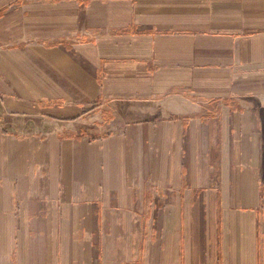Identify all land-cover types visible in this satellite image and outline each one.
I'll return each instance as SVG.
<instances>
[{"label":"crops","instance_id":"crops-1","mask_svg":"<svg viewBox=\"0 0 264 264\" xmlns=\"http://www.w3.org/2000/svg\"><path fill=\"white\" fill-rule=\"evenodd\" d=\"M0 264H264V0H0Z\"/></svg>","mask_w":264,"mask_h":264}]
</instances>
